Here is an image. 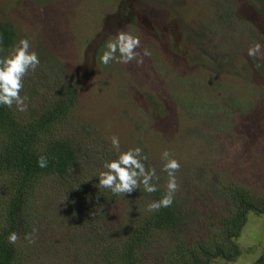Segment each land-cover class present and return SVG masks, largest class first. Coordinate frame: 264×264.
<instances>
[{
	"label": "rangeland",
	"instance_id": "rangeland-1",
	"mask_svg": "<svg viewBox=\"0 0 264 264\" xmlns=\"http://www.w3.org/2000/svg\"><path fill=\"white\" fill-rule=\"evenodd\" d=\"M0 18L13 22L18 45L28 39L40 60L21 96L79 92L71 123L59 125L57 135L82 140L91 158L117 136L122 151L141 144L150 169L163 168L165 150L180 162L176 178L188 198L190 233L209 215L228 213L224 183L264 193V55H248L255 43L264 53V0H0ZM121 31L140 38L138 52L150 51L142 65L100 62ZM103 168L92 169L95 178ZM60 180L44 178L33 197L32 221L16 232L19 264H93L92 236L119 217L114 207L101 208L83 225ZM150 202L133 203L144 210ZM248 218L240 255L213 264H256L264 253V214ZM33 228L36 242L29 244ZM176 237L162 230L148 248L160 254Z\"/></svg>",
	"mask_w": 264,
	"mask_h": 264
},
{
	"label": "trees",
	"instance_id": "trees-1",
	"mask_svg": "<svg viewBox=\"0 0 264 264\" xmlns=\"http://www.w3.org/2000/svg\"><path fill=\"white\" fill-rule=\"evenodd\" d=\"M18 37L13 22L0 18V58L14 51ZM79 100L77 89H67L44 100L38 93L31 92L24 112L17 111L15 106L0 105V264L20 263L16 246L9 244L7 238L28 223L29 218L32 221L33 197L42 180L48 177L61 179V186L69 188L68 198L85 226L89 213L95 215L99 209L107 207L118 211L117 220L110 221L107 230L97 228L98 236L91 238L94 248L90 247V251L95 256L93 264H213L219 258L233 260L240 255L242 250L238 239L251 213L264 214V193H253L234 181L224 183L228 213L217 217L209 215L203 227L195 226L192 233L185 227L188 198L180 194V190L175 193L170 207L154 212L146 211L147 206L144 210L137 208V203L136 206L133 203L136 199L150 198L151 202L161 199L167 191L168 174L162 168L156 171L159 179L153 182L157 184V191L151 194L145 192L142 185L126 195H114L110 189L99 188L101 172L97 170L99 174L95 178L93 170L103 168L120 153L108 146L91 158L84 153L86 147L82 140L55 132L59 125L71 123ZM133 141L136 142L135 138ZM126 146L127 150L142 148L141 144L138 146L132 142ZM120 152L123 151L120 149ZM142 155H147L144 163L150 169L151 155L148 151H142ZM40 156L48 158L47 167H39ZM81 169L90 174L83 180L77 177V171ZM134 207L137 209H131ZM128 215L130 218L123 220ZM162 230H174L176 241L166 251L152 253L148 247ZM107 232L112 234L109 247ZM27 233L23 231V235ZM256 264H264V253Z\"/></svg>",
	"mask_w": 264,
	"mask_h": 264
},
{
	"label": "clouds",
	"instance_id": "clouds-1",
	"mask_svg": "<svg viewBox=\"0 0 264 264\" xmlns=\"http://www.w3.org/2000/svg\"><path fill=\"white\" fill-rule=\"evenodd\" d=\"M141 47V40L138 36L130 32L121 31L115 40H109L105 45V51L99 57L104 65L112 62L129 64L135 61L137 65L144 63V58L151 55L148 49L138 52ZM30 43L28 39H21L19 45L14 51L3 58H0V105L12 108L15 106L17 111L24 112L27 110V96H21L24 87V78L28 73L35 72L40 64L36 52L29 51ZM262 45L255 43L248 48V55L256 58L258 55H264L261 52ZM113 148L119 152L117 159L111 160L104 164L106 171L99 174V188L110 189L114 195H126L133 193L136 189L143 190L149 194L157 191L158 180L156 169L153 167L147 169L144 161H147V155H142V149L136 147L127 151L120 152V141L117 136L111 137ZM163 168L168 174L167 191L157 201H152L147 205L146 211L154 212L161 208L170 207L174 202L175 193L179 190L176 173L180 170L181 164L178 160L170 157V153L165 150L162 153ZM39 167H47L48 158L40 156L37 161ZM38 230L33 228L32 234L26 236L29 244L36 242L35 233ZM8 243L15 245L19 239L16 232L8 236Z\"/></svg>",
	"mask_w": 264,
	"mask_h": 264
}]
</instances>
